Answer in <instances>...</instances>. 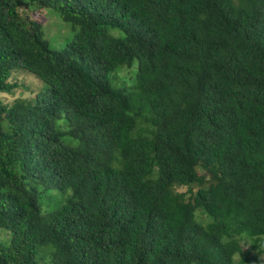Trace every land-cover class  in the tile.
I'll use <instances>...</instances> for the list:
<instances>
[{
	"label": "trees",
	"instance_id": "16d2710c",
	"mask_svg": "<svg viewBox=\"0 0 264 264\" xmlns=\"http://www.w3.org/2000/svg\"><path fill=\"white\" fill-rule=\"evenodd\" d=\"M17 89L0 264H264V0H0V93Z\"/></svg>",
	"mask_w": 264,
	"mask_h": 264
},
{
	"label": "rangeland",
	"instance_id": "374dc122",
	"mask_svg": "<svg viewBox=\"0 0 264 264\" xmlns=\"http://www.w3.org/2000/svg\"><path fill=\"white\" fill-rule=\"evenodd\" d=\"M42 17L40 19V23L41 26L43 27L44 33H45V39L48 41V43L50 44L51 48L54 50H60L61 47L64 44L65 40H60L59 36H60V31H58V29H52L54 27H57L58 24H55V17L58 19V17L55 15H51L49 13H47V11H43L42 12ZM50 17V18H49ZM58 21L60 22V19H58ZM62 23V22H60ZM63 24V23H62ZM50 25H52L50 27ZM137 65L136 62L134 63V66L131 70H128L126 68H119L118 71L116 72V74L112 75V81L114 83H117L118 85L124 84L127 87H131L133 82H134V76L136 74L137 71ZM30 79H28V81L26 82L27 84H29L32 87V91H36V93L42 92L43 91V87L44 84L41 83L40 81H38L35 77L32 76H26ZM114 77V80H113ZM29 93L24 94L23 92H21L20 89H17L13 95H7V94H1L0 93V98L3 100L4 103L7 104H12L13 102H15L18 98L20 97H26L28 96ZM186 188L184 189H180V192H185ZM47 201H52V197L47 196ZM9 243V236L7 235L6 232L1 231L0 230V246L2 247H6ZM243 247H244V251H248L250 249L249 245H246L243 243ZM260 250H252L248 255V263L247 264H262L263 263V256L262 254L259 252ZM242 259V257L237 256L236 257V262H239Z\"/></svg>",
	"mask_w": 264,
	"mask_h": 264
},
{
	"label": "bare ground",
	"instance_id": "6f19581e",
	"mask_svg": "<svg viewBox=\"0 0 264 264\" xmlns=\"http://www.w3.org/2000/svg\"><path fill=\"white\" fill-rule=\"evenodd\" d=\"M34 2V1H33ZM176 207V206H175ZM178 208V207H177Z\"/></svg>",
	"mask_w": 264,
	"mask_h": 264
}]
</instances>
